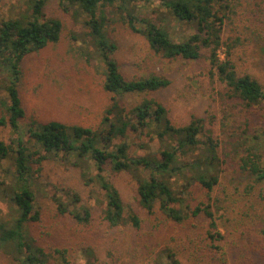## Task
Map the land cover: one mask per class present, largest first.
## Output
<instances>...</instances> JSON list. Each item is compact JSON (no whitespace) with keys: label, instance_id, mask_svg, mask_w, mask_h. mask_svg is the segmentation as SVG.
Here are the masks:
<instances>
[{"label":"trees","instance_id":"obj_1","mask_svg":"<svg viewBox=\"0 0 264 264\" xmlns=\"http://www.w3.org/2000/svg\"><path fill=\"white\" fill-rule=\"evenodd\" d=\"M141 1L60 0L63 11L82 26V56L98 63L104 75L103 89L110 95L102 123L96 127L28 117L23 105L19 84L24 59L58 43L63 33V22L45 13L49 0H19V11L0 21V128L11 133L9 142L0 137V203L8 207L7 217H0V250L19 264H71L66 248L49 250L30 228L43 221L35 208L36 190L43 186L38 174L49 159L79 167L86 183L97 185L102 198L96 202L102 208V219L112 227L138 230L146 222L158 227L165 220L183 224L188 218L204 216L209 221L210 246L219 249L214 242L224 239L208 203L193 208L189 199L174 190L179 180L182 195L199 185L211 201L210 193L220 183L226 164L221 142L204 120L175 124L166 106L151 96L172 87L168 75L151 73L133 79L124 75L109 27L114 23L126 25L164 59L191 62L207 56L211 76L226 87L228 97L242 110L253 112L264 108V87L250 74L239 75L230 59L232 46L223 41L226 24L245 0H161L160 6L167 11L162 24L140 13L137 6ZM170 21L179 34L175 39L164 25ZM181 28L194 32L183 33ZM223 47H227L226 55L221 58ZM142 95L133 104L126 101L127 97ZM248 134L249 130H244V141L237 142L235 149L241 170L250 173L258 184L264 181L262 156L256 149L259 135L251 139L253 146L245 147ZM125 173L135 182L140 209L155 217L128 208L111 179V175ZM253 188L255 185L250 186ZM50 191L59 214L72 215L84 227L93 221L92 211L77 192L54 185ZM158 213L164 217H157ZM85 250L95 257L93 249ZM171 256L172 264H182L174 254Z\"/></svg>","mask_w":264,"mask_h":264},{"label":"rangeland","instance_id":"obj_2","mask_svg":"<svg viewBox=\"0 0 264 264\" xmlns=\"http://www.w3.org/2000/svg\"><path fill=\"white\" fill-rule=\"evenodd\" d=\"M161 3V0H143L137 9L162 24L167 11ZM18 5L19 0H0V21L12 18L19 11ZM45 13L48 18L60 19L64 28L58 43L28 55L22 63L19 91L28 117L45 122L99 126L110 95L103 89L104 75L98 63L88 62L82 56V26L63 11L60 0H49ZM164 25L174 39L179 36L173 30V21ZM179 30L187 34L194 32ZM109 34L117 44L115 57L126 77L140 78L151 73L168 75L173 81L172 87L151 96L166 106L175 124L204 120L221 142L222 159L226 164L220 183L210 193L211 201L207 191L199 185H193L182 195L179 180L174 190L189 199L193 208L208 203L224 239L214 242L219 249L210 246L209 221L204 216L188 218L183 224L165 220L158 227L146 222L138 230L112 227L102 219V208L96 202L97 198H102L97 185H88L79 167L57 159L45 161L38 174L43 186L36 190L35 208L43 221L30 226L33 236L49 250L66 248L71 264H172V254L182 264H264V181L254 184L255 178L241 170L240 156L235 149L237 142L244 141V130H249L245 147L253 146L251 139L259 135L256 149L264 167V108L248 112L236 106L226 94V87L211 76L207 56L191 62L161 58L151 51L143 36L121 23L110 25ZM223 41L232 46L230 59L239 75L250 74L264 87V0H245L226 24ZM226 48H222L221 58L225 57ZM142 97H127L126 101L133 104ZM10 135L9 129L0 128V137L5 142L10 141ZM0 177L3 178L1 170ZM111 179L128 208L150 216L140 209L130 174L111 175ZM52 185L77 192L92 211L93 221L84 227L72 215L59 214L50 191ZM251 185L255 188L250 189ZM7 213V204L0 203V217H7ZM156 216L164 217L161 213ZM86 247L94 250V258ZM0 264L19 263L0 250Z\"/></svg>","mask_w":264,"mask_h":264}]
</instances>
